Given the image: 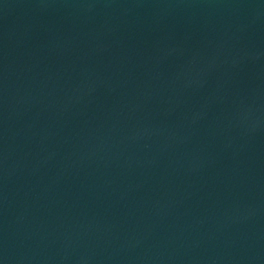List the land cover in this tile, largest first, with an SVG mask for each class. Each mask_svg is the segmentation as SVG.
Instances as JSON below:
<instances>
[{
  "label": "water",
  "instance_id": "obj_1",
  "mask_svg": "<svg viewBox=\"0 0 264 264\" xmlns=\"http://www.w3.org/2000/svg\"><path fill=\"white\" fill-rule=\"evenodd\" d=\"M0 264H264V0H0Z\"/></svg>",
  "mask_w": 264,
  "mask_h": 264
}]
</instances>
